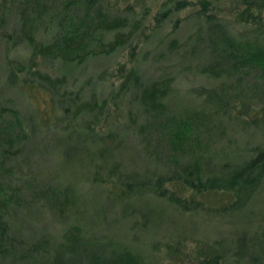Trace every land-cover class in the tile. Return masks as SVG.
I'll return each instance as SVG.
<instances>
[{"label": "rangeland", "instance_id": "1", "mask_svg": "<svg viewBox=\"0 0 264 264\" xmlns=\"http://www.w3.org/2000/svg\"><path fill=\"white\" fill-rule=\"evenodd\" d=\"M40 1L31 35L44 43L64 12L62 0ZM97 1L108 17H125V25L100 29V51L81 60L38 55L37 67L56 82L44 89L31 77L34 86L26 89L20 80L29 76L23 67L30 64L31 44L20 33L22 0H0V32L10 33L0 37V105L15 109L25 130L5 159L3 186L8 189L10 180L28 208L8 209L16 247L0 264H24L21 254L31 255L25 264H41L53 254L65 264H246L235 251L248 238L264 242V180L241 210L224 212L219 206L225 197L218 193L184 210L148 192L114 200L106 175L102 181L100 175L66 180L53 199L37 194L39 187L57 184L65 160L82 146L110 147L109 160L123 171L165 173L194 161L217 168L264 144V67L233 63L207 35L215 26L237 48L264 49V13L256 0ZM117 32L127 35L125 41L107 50L104 44ZM151 83L159 86L153 108L141 101L142 87ZM219 84L229 101L216 113L202 104L197 87ZM63 98L74 99L67 112L57 107ZM181 119H189L190 127L176 146L169 130ZM64 171L65 178L74 176Z\"/></svg>", "mask_w": 264, "mask_h": 264}, {"label": "trees", "instance_id": "2", "mask_svg": "<svg viewBox=\"0 0 264 264\" xmlns=\"http://www.w3.org/2000/svg\"><path fill=\"white\" fill-rule=\"evenodd\" d=\"M98 3L97 0H62L60 3L61 10L59 11L64 12V14L59 17L62 20V23L59 24L60 27L53 33L50 41L38 43L34 41L31 35V26L34 17L42 13L43 4L40 0H22L21 11H19L20 33L21 35H25L31 44L30 64L23 67L29 76L20 80L26 89H32L34 86L27 80L31 77L36 78V82L44 89H48L56 82V79L52 80L47 72L37 67L35 61L38 55L40 57L52 55L53 57L71 59L77 56L81 60L87 54H91L94 48L100 51L103 44L100 42V37L96 36V33L100 32V29L110 31L125 25V17H108ZM255 5L261 8L264 13V0H256ZM28 7L30 10H28ZM78 8L80 10L76 11ZM67 12L72 13L66 18L64 15ZM52 18L50 17L49 19ZM2 24L3 18L0 16V31ZM9 34L5 31L0 32V37L8 39ZM207 35L210 38L212 47L215 50H220L232 56L233 63L246 61L252 64L257 63L264 67L263 48L251 47L250 45L237 48L232 42H226L223 34L215 26L211 28ZM91 37L95 39L93 48L89 46ZM126 37V34L117 32L114 34L112 40L106 42L104 45L108 47L107 50L113 49L118 44L123 43ZM10 72L12 73V70ZM158 91L159 86L157 83L143 86L141 89V101L144 102V105L149 108L155 107L154 103L157 104L155 100ZM197 92L202 95V104L208 106L213 112L217 113L226 109L229 101V92L223 85L219 84L217 87H197ZM64 99H60L57 102V107L67 112L74 104V99ZM6 114L10 117L6 118ZM174 126L176 127L169 130L171 134L169 142H176V146H178L184 141V136L189 132L190 120L181 119ZM24 132V127L16 110L0 105V261L7 256L10 250H14L16 247L13 238L15 235L14 231L11 224L5 218L8 209L15 208L23 212L28 211L23 198L17 194L18 190L10 186L11 181L7 180V183H9L8 189H5L3 186V174L8 169L5 159L11 157L16 152L17 144L19 145V139L22 140ZM79 149V151H73V158L65 160L64 173H58L56 176L57 184L47 183L39 187L37 191L39 196L53 199L62 192L63 188H60V185L66 180L71 181L79 177L96 180L100 175V181H102L106 175L112 178L107 195L114 200L148 192L163 197L168 203L184 210L201 204L203 201L201 197L209 193H218L225 197V200L219 206V210L223 212L239 211L247 204L254 191L264 180V144L253 145L250 148L249 155L240 160L227 162L217 168H204L194 161L165 173L152 170L143 172L134 170L123 171L119 168L118 162L109 160L111 148L108 146L103 145L95 149L82 146ZM64 169H66L67 173L74 176L65 178ZM167 183H171L173 186H182L186 192L189 189V192L187 194H178L176 191L168 188ZM219 246L222 247L220 243ZM235 254L239 258H246V264H264V242L259 239L248 238V240L240 244ZM21 255L17 256V258L22 260L24 264L31 256L25 254L23 257ZM127 255V253L124 254V257ZM41 259V264H65L57 254L45 256ZM235 259L237 258L235 257ZM205 260L210 262L216 261L217 258H207ZM205 260H201L200 262ZM237 260L239 261V259ZM101 263L97 259L93 264Z\"/></svg>", "mask_w": 264, "mask_h": 264}]
</instances>
